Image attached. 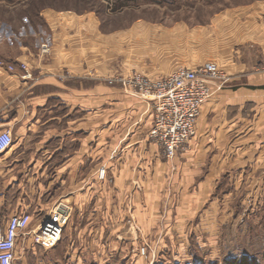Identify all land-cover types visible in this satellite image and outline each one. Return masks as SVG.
Masks as SVG:
<instances>
[{"label":"crops","instance_id":"obj_1","mask_svg":"<svg viewBox=\"0 0 264 264\" xmlns=\"http://www.w3.org/2000/svg\"><path fill=\"white\" fill-rule=\"evenodd\" d=\"M251 7L235 9L237 19L228 23L224 12L214 16V56L226 42L220 29L229 27L235 54L229 57L230 82L214 83L196 136L174 159L149 135L150 103L120 78L132 70L159 78L199 65L204 53L199 45L190 48L187 23L138 19L130 29L107 34L88 13L69 21L45 10L52 31L36 37L38 49L22 43L19 52L0 56V132L10 130L14 138L0 153V224L15 213L47 210L52 187L64 189L54 205L70 212V197L92 211L98 209L93 205H110L117 212L130 190L140 219L160 204L186 235L200 229L220 237L258 205L264 216V1ZM203 29L196 27L197 44L206 36ZM146 38L150 45L142 55ZM126 39L132 48L124 46ZM248 42L243 52L237 48ZM20 62L32 78L22 77ZM102 169L105 179L97 174Z\"/></svg>","mask_w":264,"mask_h":264},{"label":"rangeland","instance_id":"obj_2","mask_svg":"<svg viewBox=\"0 0 264 264\" xmlns=\"http://www.w3.org/2000/svg\"><path fill=\"white\" fill-rule=\"evenodd\" d=\"M259 1L264 0H137L117 9L114 0H0V56L19 52L22 43L31 42L33 50L38 49L36 37L45 39L52 31L46 18V12L50 11L45 10L57 11L56 16L59 13L61 20L69 21H73L77 15L88 13V18L100 20V29L107 34L130 29L138 19L169 25L185 22L190 28V48L196 49L199 45V50L204 53L201 63L192 68L199 69L207 60H214L226 74L221 80L228 84L229 57H235V54L230 49L229 27L222 26L221 37L223 40L226 37V42L214 56L217 51L214 16L224 12L226 23L230 18L235 21L238 16L235 9L243 7L251 10V6ZM197 26L204 27L206 35L199 44L196 42ZM233 28L230 30L234 31ZM147 43L150 45L146 38L140 46L142 55ZM128 45L132 48L133 40L126 39L124 46L127 48ZM247 45L249 42L237 48L243 52V47ZM110 51V55L116 53L115 49ZM253 54L256 52H249L248 56L252 57ZM136 74L143 75L132 70L125 76ZM216 82L219 81L214 80L213 84ZM97 174L101 178V173ZM105 176L101 179H105ZM62 190L52 187L46 192L47 205L44 207L48 209L30 213L33 225L60 205L54 203L58 202V194ZM128 192H125L126 202L118 207L117 212L110 205H93L98 209L92 211L88 203L81 204L70 197L74 210L69 212L58 245L46 250L36 246L31 239L20 242L15 264H264V216L260 205L242 213L234 229L227 227L220 237L213 238V235L203 233L206 230L200 229L197 230L201 232L199 234L194 229L193 235H186L187 231L181 229L182 224L178 220L166 218L165 207L160 204H156L151 217L140 219L134 211L133 192ZM144 206V202L141 203L142 209ZM140 215L147 216V213ZM193 224H198V221Z\"/></svg>","mask_w":264,"mask_h":264},{"label":"built area","instance_id":"obj_3","mask_svg":"<svg viewBox=\"0 0 264 264\" xmlns=\"http://www.w3.org/2000/svg\"><path fill=\"white\" fill-rule=\"evenodd\" d=\"M19 66L23 70L24 79L33 77L26 63L20 62ZM7 67L11 71L16 69L15 65ZM225 76L220 64L210 60L199 69L180 68L159 78L136 74L120 79L126 87L150 103L153 126L149 135L167 158L174 159L196 136L202 108L214 94L213 81L224 83L221 79ZM13 144L10 130L0 132V153L6 152ZM100 173L103 178L106 170L102 169ZM54 208L51 214L49 212L35 225L32 224L33 217L29 212L15 213L0 224V264H15L20 242L28 239L46 250L58 245L71 209L65 205Z\"/></svg>","mask_w":264,"mask_h":264},{"label":"trees","instance_id":"obj_4","mask_svg":"<svg viewBox=\"0 0 264 264\" xmlns=\"http://www.w3.org/2000/svg\"><path fill=\"white\" fill-rule=\"evenodd\" d=\"M137 0H114L115 4L117 5L116 8H123L125 6H129L130 4L135 3ZM145 1H152V2H158L163 0H145Z\"/></svg>","mask_w":264,"mask_h":264}]
</instances>
